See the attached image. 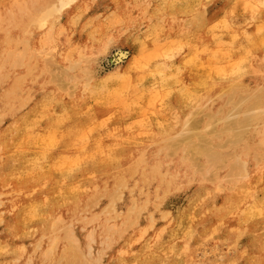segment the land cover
I'll return each mask as SVG.
<instances>
[{
    "label": "rangeland",
    "instance_id": "1",
    "mask_svg": "<svg viewBox=\"0 0 264 264\" xmlns=\"http://www.w3.org/2000/svg\"><path fill=\"white\" fill-rule=\"evenodd\" d=\"M10 1L12 0H0V58L6 65L4 66L5 77L0 84V200H2L0 201V264H264V208L262 207L264 162L258 164L256 161H250V175L244 180L227 178L228 170L225 169L219 172L220 175L218 173V176H213V180L196 181L192 178L178 180L176 184L165 187V190L159 187V175L145 171V175L129 180L128 184L121 187L111 190V187H106V190L97 193L92 190L83 192L85 197L83 202L75 203L73 209L68 207L70 181H72L68 175L70 170L73 171V181H77L76 184H78L85 169L84 162L89 160L90 153L95 152V149L108 152L111 148L120 147L125 140L143 138L145 134H148L146 130L148 122L159 119L163 115V102L160 99L153 101L138 99L137 93L141 91L142 86L135 79L140 78L139 75L149 77L150 73L143 74L139 71L142 65V67L150 65L151 68H159V65L164 63L163 54L172 53L170 38L179 46L182 45V47L175 46L177 55L173 61L177 68L176 81L183 91L193 88L198 80L205 81L207 76L212 77L211 80L213 78L218 80L215 94L235 84L244 83L253 88L259 84L257 81L261 77L259 74L264 71L262 66L264 61L261 59L259 61L258 56L264 57V52L257 54L248 52L249 55H245L244 51L234 46L230 40L234 35L247 33L249 36L255 31L264 34V5H259L256 0H240L242 15L237 17L234 29L225 25L221 31L216 30L217 32L210 36L198 31L200 27L196 16L195 18L194 16L173 18L171 19L173 23L166 27L162 11H158L159 13L156 11L161 0H86L85 5L79 10H77L80 8L79 5L73 6L72 9L77 18L69 19V15L74 13L68 12L58 22L59 27H65L64 32L56 39L57 46L54 45L60 53H63L65 48L89 47L91 43L98 42L97 40L103 37L108 38L111 33L124 32L133 26V22L140 27L137 34L153 36L148 45L140 46L138 51L125 44V36H123L122 39L114 40L112 43L105 41L103 49L95 54L94 74L97 77L91 85L98 87L99 92L105 93L115 81L120 83L118 93L107 91L106 98L96 97L92 107L93 111L97 110L94 114L98 118L92 120L93 122L89 125V130L95 132L94 138L90 140L82 133L81 148L71 150V154L75 152L74 154L77 155L75 159L79 157L77 159L79 161L75 159L70 161L66 147V134L69 137L71 134L78 135L79 132L76 128L67 132V124H62L61 119L64 107L77 108L79 93L75 91L69 95L68 87L66 89L54 87L51 83L53 70L44 60L45 55L38 54L36 51L42 50L45 53L53 46L47 43L43 50L38 44L41 33L37 32V26L33 24L38 11H35L37 4L34 3L37 0H25L27 2L24 5L25 11H16L19 20L21 16L25 17L20 26L9 25V22H12L9 17L14 14L8 12L6 6ZM207 7L208 12L212 11L215 14L219 11H227L225 0H215ZM27 10H31V13L28 14ZM226 14L230 17L228 12ZM253 15L256 18H253ZM209 16H205V19ZM109 22L112 25H109ZM217 35L219 37H216ZM198 45L202 46V49L200 55L196 56L194 51ZM20 52L23 55L18 58L17 54ZM119 52L127 54L126 59L118 60L116 55ZM255 56L257 57L254 59ZM197 57L201 58V65ZM246 58L254 64H251L249 73L239 78H230V75L238 70L240 61ZM200 67L203 71L205 70L204 74L200 73ZM130 72L132 74L129 75ZM109 76H117V79L109 81L107 79ZM93 111L90 112L93 113ZM41 114L43 116H40ZM88 117L91 118L89 114L83 115L84 120L86 118L88 120ZM54 118L60 121L64 129L60 128L58 131L50 127ZM34 120L39 121L36 124ZM47 125L51 135L44 130L47 129ZM80 132L85 131L81 129ZM53 139H56V143ZM144 141L140 139L137 144L144 145ZM12 143L15 144L11 145ZM147 145L146 148H148ZM137 148L142 149L144 146ZM148 149L152 155L153 147L149 146ZM155 149H157L155 159H165L164 152H161L160 157L157 158L159 149L156 147ZM65 156L69 161L63 158ZM36 159L41 161L37 160V162ZM81 163L84 167H81ZM2 164L3 167H1ZM182 170L183 168L181 173L184 174L185 171ZM157 172L163 176L168 172L172 173L171 167L166 165L159 168ZM93 177L95 176L92 175V180ZM76 187L80 188L79 185ZM27 201H30V204ZM247 205L254 208V212H260L261 217L256 219L257 221L244 222L236 214L230 216L228 222L221 220L227 214L226 208L247 207ZM218 208L221 209L217 212Z\"/></svg>",
    "mask_w": 264,
    "mask_h": 264
},
{
    "label": "bare ground",
    "instance_id": "2",
    "mask_svg": "<svg viewBox=\"0 0 264 264\" xmlns=\"http://www.w3.org/2000/svg\"><path fill=\"white\" fill-rule=\"evenodd\" d=\"M84 1H86V0H37L34 2L35 4H37V8H35V11H37V10L38 11L36 12V18H34L35 20H33V24H35L37 26V29H36L37 32L41 33L40 34L41 40L38 42V44L41 46V49H43V50H44V46L47 45V43H50V45H53L51 50L48 51L46 49L48 52L45 50L46 51L45 53L42 50H36V51H38V54L45 55L44 60L49 65V67H51L53 70L51 72V83L54 87L55 86L56 87H62L64 89H66L68 87L67 89L70 91L68 93L69 95H72V92H75V91H78V93H79V95L77 96V101H78L77 102L78 103L77 108L72 109V108L64 107L65 110H64L62 119L59 118V119H61L62 124H67V126H66V127H68L67 132H70V130H73L74 128H76L77 132H79L78 135H72L71 134V135H69V137L66 134V137H67L66 147H67V150L69 151L70 161L74 160L77 157V155L74 154L75 152L71 154V150L74 148H77V149L81 148L80 139H82V136H81L82 133L84 135L88 136L87 138H90V140L94 138L93 135L95 132H92V130H89V125L91 122H93L92 120H95L98 118V116L94 114L97 112V110L93 111V107H92L94 102H96V97H98L100 99L106 98L107 94H105V93L107 91H109L111 93H118L117 89H118L120 83H115V81H113V83L111 84L110 89H106L105 93L99 92L97 89L98 87L95 88L96 86L91 85L92 84L91 82H93L97 77V76L95 77V74H94L95 54L97 53V51H101L103 49V43H105V41H108V43H112L114 40L122 39L123 36H125V38H124L125 44H127L131 49L138 51L140 46H143L146 44L148 45L149 41H151L150 38L153 36L152 34L151 35L147 34L145 36H142V34H137V32L140 30V27L136 24V22H133V26L129 27L124 32H116L115 34L111 33V36H109L108 38L105 39V37H103L102 39L97 40L98 42H95L93 44L91 43V45L89 47H85L83 49H77V48L73 49V47H72V49L65 48L64 50L62 49L63 53L62 52L60 53L59 52L60 50L56 49V46H57L56 39L59 36V34L64 32L65 27H59L58 25H60V24L58 22H59L60 18L65 13L73 12L72 8L76 4L80 6V8H78L77 10L81 9L85 5ZM214 1L215 0H161V4L158 6L156 11L157 12L162 11L163 19L165 20L166 27L169 24L171 25V23H173L171 21V19H173V18H180V17H186L187 18V17H191V16L192 17L194 16V18H195V16H196L197 21H199V27H200V29L198 31L203 32L204 34L210 36V34L217 32L216 30L221 31L223 26H225V25L230 26L232 28L235 27L237 17L242 15V11H241V8L239 5L240 0H225L226 5H227V11L226 12H220L219 11V12H216V14L212 13V11L208 12L209 10H208L207 6ZM256 3L263 6L264 0H256ZM26 4H27V2L25 0H12L9 3H7L6 6L8 9V12L14 13L12 16L9 17V20L12 21L11 23L9 22V25L10 24L11 25L16 24V25L20 26L23 23L25 17L23 18V16H21V20H19V16L16 14V11H25L24 5H26ZM139 4H141V3H139ZM136 6H138V5H136ZM87 7H89V6H87ZM143 7H144V5H143ZM27 11H28L27 12L28 14L31 13V10H27ZM82 11H83V9H82ZM227 12L230 14V17L226 14ZM73 13L74 14L69 15V19H71V20H74L75 18H77L76 13L75 12H73ZM145 15H146V13H145ZM149 15H150V13H149ZM208 15H210L209 18L205 19V16H208ZM259 16L260 15H258V17ZM127 17H128V14H127ZM252 17L256 18L254 15ZM113 19H115V18H113ZM141 19H140V21H141ZM156 20H157V18H156ZM184 20H186V19H184ZM113 22H115V21H113ZM112 23L109 22V25H112ZM146 26H148V25H146ZM111 28L113 29L112 26H111ZM119 28H121V27H119ZM68 29H69V27H68ZM145 29H147V28H145ZM163 29H164V25H163ZM132 31H135V32H132ZM106 33H107V31H106ZM63 35H65V34H63ZM216 37H219V35H217ZM183 39H185V38H183ZM209 41H211V40L209 39ZM209 41H207V42H209ZM230 42L233 43L234 46H236L238 49H241L242 51H244L245 55H247L248 52L254 53V54L264 52V34L258 32V31H255L254 34L252 33V35H249V36H247V33L240 34L239 36L234 35L231 37ZM165 43H167V42H165ZM169 43H170V49L172 50V53L170 55H167V53L163 54V62L164 63L163 64L160 63L161 65H159V68H151L150 65L142 67L143 66L142 65L141 67H139L140 68L139 71L143 74L150 73V75H149V77H147V75H139L141 77L138 79H135L138 81V84H141V86H142L141 91L137 93V95L139 97L138 99L144 98V99H149L150 101L160 99V101L163 102V115L159 119H154V121L148 122L147 128H146L148 134H145L143 138H140V139L145 140L144 145L137 144V142L140 139H135V140L130 139V140H125L124 143L120 147L111 148L108 152L104 151L103 149H101V150L95 149L96 150L95 152L90 153L89 160L84 162L85 163V169L82 173L81 180L78 184H76L77 181H75V182L73 181V175H72L73 171L70 170L68 175H70L69 177L72 178V181H70V183H71L70 187L71 188H70V193L68 195V200L70 201L69 205H68L69 208L73 209L75 206V203L77 204V203L83 202V200L85 199L83 192L85 193L87 191L92 190V192L97 193L99 191L106 190V187H111L110 190L115 188V187L116 188L121 187V186L125 185L129 180L135 179L136 177H139L141 175H145V173H146L145 171H148L150 174L159 175V182H160L159 187L161 189H164L165 187L167 188L169 186H172V184H174V183L176 184L178 182V180L180 181L183 179H191L192 178L193 180H196V181H202V180H206V179H212L213 180V176H218V173L222 170L225 171V169L228 170L227 178L234 179V180H244L250 175V172H249V162L250 161L251 162L256 161L258 164L264 162V71L262 74H259V75H261V77L257 81V82H259V84L256 85L254 88L251 86H248L244 83L235 84V85L230 86L228 89H226V87H225L224 89H226V90H224L218 94H215L214 92L217 89L218 80H216L215 78H213V80H211L212 77L207 76L205 81L198 80L195 83V85L193 86V88L190 87V90L183 91L178 86V83L176 81L177 80V75H176L177 74V68L175 67L176 64L173 61L174 57L177 55V52L175 53V50L177 51V48H175V46L178 44L176 41H173L172 38H170ZM54 45H56V46H54ZM180 46L182 47V45H180ZM206 47H207V45H206ZM81 48H82V46H81ZM201 49H202V46H200V45L196 46V49L194 51L195 53L193 52L194 55H196V56L200 55ZM22 55H23L22 52H20L17 54V57L21 58ZM190 55H191V53H190ZM116 56L118 57V60H122L125 57H127V54L119 52V53H117ZM263 56H264V53H263ZM256 57L257 56H255L254 59ZM244 58H245V56H244ZM195 59H196V57H195ZM197 59L199 61V64L201 65V62H200L201 58L197 57ZM251 59H253V58H251ZM259 59L264 61V57L258 56V60ZM236 63H239V62H236ZM251 64H253V63L250 60H248V58L243 59L242 61H240V64L238 65V70L235 73H232L230 75V78H233V79L239 78V77H242L243 75L249 73V71L251 70V67H252ZM260 65H261V62H260ZM4 66L6 67V65H4V60H2L0 58V84H2L3 79L5 77L4 76ZM262 66L264 68V63H262ZM201 68L202 67L199 68L201 71L200 73L204 74L205 70L203 71ZM130 74H132V73L130 72L129 75ZM189 75H191V74H189ZM250 76H251V74H250ZM116 77L117 76H112V77L109 76V78H107V79H109V81L113 80V79L116 80L117 79ZM25 82H26V80H25ZM251 85H253V84H251ZM30 89L32 90L33 88H30ZM42 89H43V87H42ZM34 95H36V94H34ZM47 96H49V95H47ZM73 96H74V94H73ZM62 104H64V103H62ZM30 105H32V104H30ZM51 105H53V104H51ZM48 108H50V107H48ZM32 110H34V109H32ZM90 111H93V113H91ZM40 112L41 111H39V113ZM59 113H61V112H59ZM59 113H57V114H59ZM84 114H89V116H91V118L93 117L94 119H91L88 117V120H87V118L84 120L83 119ZM40 116H43V115L41 114ZM21 118H23V117H21ZM21 121H22V119H21ZM38 121L39 120L35 121L36 124ZM68 122H69V125H68ZM30 124H31V122H30ZM21 125H20V127H21ZM50 127L53 128L54 130H58V131L60 128H61V130L64 129V127L60 124V121L56 120L55 118H54V122H52V125H50ZM48 128H49V126L47 127V129H44V130L48 131ZM17 129H19V128H17ZM32 129H33V127H32ZM81 129H83L85 132H80ZM54 130H52V131H54ZM13 132H15V131H13ZM28 132H30V131H28ZM48 132L47 133L51 135L50 131H48ZM55 133H56V131H55ZM33 138H35V137H33ZM42 138H44V137H42ZM58 139H59V137L57 138V140ZM55 140L53 139V141L56 143ZM33 143H34V141H33ZM14 144L12 143L11 145H14ZM18 144H19V142H18ZM147 144H149L150 147L151 146L153 147V154L152 155L150 153V150L148 149L149 146ZM146 145L148 148H146ZM47 146H50V145H47ZM142 146H144V148H142V149L137 148V147H142ZM155 147L159 149V155L157 158L160 157L161 152H164L165 153V159H159V160L155 159L156 158L155 152L157 151V149H155ZM7 148H8V146H7ZM44 150H46V149H44ZM25 153H29V152H25ZM33 156H35V154H33ZM42 157H43V155H42ZM63 158H65L66 160L68 159V158H66V156ZM150 158H151V161H149ZM77 159H75V161ZM37 160H40V159H36V161ZM67 161H69V160H67ZM77 161H79V160H77ZM12 162L15 163L14 161H12ZM27 163H29V162L27 161ZM40 164H42V163H40ZM46 164H47V162H46ZM11 165H13V164H11ZM48 165H50V164L48 163ZM79 165H80V163H79ZM79 165H78V167H80ZM164 165H166L167 167L168 166L171 167L172 173L168 172V174L165 176L158 173L157 170L159 168L161 169ZM1 167H3V164ZM69 167H71V166L69 165ZM81 167H84L83 164ZM8 168H9V166H8ZM181 168H183L182 171H185L184 174L181 173ZM39 170H41V169H39ZM37 173H39V172H37ZM46 173H48V171ZM36 175H38V174H36ZM92 175L95 176V177H93L94 178L93 180L91 179ZM219 175H220V173H219ZM14 177H16V176L14 175ZM148 178H149V176H148ZM37 179H39V177ZM48 179H50V178H48ZM17 180H18V178H17ZM20 180H21V178H20ZM51 180H52V178H51ZM25 181H27V180L25 179ZM41 184L42 183H40V185ZM45 185H46V183H45ZM74 185H75V187H73ZM76 185H79L80 188L78 189L76 187ZM257 185H258V183H257ZM52 186H54V185H52ZM26 187H27V185H26ZM37 187H39V186H37ZM202 187H204V186H202ZM58 188H59V186H58ZM21 191H23V190H21ZM47 192H49V191H47ZM160 193H161V191H160ZM210 193H208V194H210ZM263 194H264V190H263ZM146 197H148V196H146ZM24 199H26V198H24ZM204 199H205V197H204ZM0 201H2V200H0ZM27 202H29L28 204H30V201H27ZM35 204H37V203H35ZM22 205H21V207H22ZM141 205H139V206H141ZM191 205H192V203H191ZM222 205H221V207H222ZM262 207L264 208V204ZM255 208H257V207H255ZM220 209L218 208L217 212ZM210 210H211V208H210ZM41 211H43V210H41ZM225 211H226L225 213H227V214L224 215V217L222 216L223 218L221 220L227 221V222L229 221V217L232 215H235V214H236V216H239V218L243 219L244 222H250V221L253 222L254 220L261 217L260 212L259 213L257 211L254 212V208L249 207L248 205H247V207H237V208L236 207L235 208L234 207L233 208L228 207V208H226ZM190 212H192V211H190ZM196 212H198V211H196ZM196 212L194 214H196ZM29 213H30V211H29ZM218 214H220V212ZM14 216H16V215H14ZM220 218H221V216H220ZM62 219L64 220V218H62ZM23 220H25V219H23ZM27 221L28 220H26V222ZM234 222H236V221H234ZM20 223H18V224H20ZM52 223H53V221H52ZM184 223H186V222H184ZM244 225H246V224L244 223ZM45 228H47V227H45ZM32 232H34V231H32ZM230 232L231 231H229V233ZM238 232H240V231H238ZM260 232H261V230H260ZM16 233H15V235H16ZM201 233H202V231H201ZM240 234H242V233H240ZM214 235H216V234H214ZM205 238L207 239V237H205ZM251 239H253V238L251 237ZM229 241H231V240H229ZM263 243H264V241H263ZM3 246H4V244H3ZM3 250L4 249H2V251ZM242 257H243V255H242Z\"/></svg>",
    "mask_w": 264,
    "mask_h": 264
}]
</instances>
